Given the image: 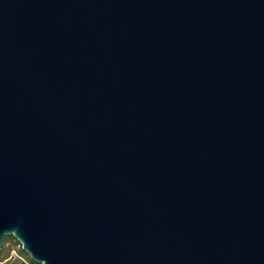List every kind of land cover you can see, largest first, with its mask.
<instances>
[{
	"label": "water",
	"instance_id": "95a60500",
	"mask_svg": "<svg viewBox=\"0 0 264 264\" xmlns=\"http://www.w3.org/2000/svg\"><path fill=\"white\" fill-rule=\"evenodd\" d=\"M42 264H264V0H0V249Z\"/></svg>",
	"mask_w": 264,
	"mask_h": 264
},
{
	"label": "trees",
	"instance_id": "16d2710c",
	"mask_svg": "<svg viewBox=\"0 0 264 264\" xmlns=\"http://www.w3.org/2000/svg\"><path fill=\"white\" fill-rule=\"evenodd\" d=\"M9 237L15 238L13 235ZM3 240H6V237H4ZM16 242L19 243V241L17 240ZM19 255L21 256V258H11L7 260V258L9 257V253L3 245V247L0 249V264H38L34 259L31 258L29 254L25 253V251H23L21 248L19 249Z\"/></svg>",
	"mask_w": 264,
	"mask_h": 264
},
{
	"label": "rangeland",
	"instance_id": "374dc122",
	"mask_svg": "<svg viewBox=\"0 0 264 264\" xmlns=\"http://www.w3.org/2000/svg\"><path fill=\"white\" fill-rule=\"evenodd\" d=\"M9 236H12V235L5 236L6 237V240H3V245L7 249V252L9 253V257L7 258V260L8 259H11V258H21V256L19 255V249L20 248L22 249V246H21L20 241L17 240L16 238H12V237H9ZM15 239L17 241H19L20 244L18 242H16ZM25 253H27V252L25 251ZM37 263L38 264H42L40 262H37Z\"/></svg>",
	"mask_w": 264,
	"mask_h": 264
}]
</instances>
